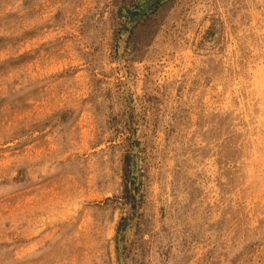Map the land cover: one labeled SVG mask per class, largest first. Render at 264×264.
I'll return each instance as SVG.
<instances>
[{
  "label": "rangeland",
  "instance_id": "obj_1",
  "mask_svg": "<svg viewBox=\"0 0 264 264\" xmlns=\"http://www.w3.org/2000/svg\"><path fill=\"white\" fill-rule=\"evenodd\" d=\"M0 264H264V0H0Z\"/></svg>",
  "mask_w": 264,
  "mask_h": 264
},
{
  "label": "trees",
  "instance_id": "obj_2",
  "mask_svg": "<svg viewBox=\"0 0 264 264\" xmlns=\"http://www.w3.org/2000/svg\"><path fill=\"white\" fill-rule=\"evenodd\" d=\"M134 184V183H133Z\"/></svg>",
  "mask_w": 264,
  "mask_h": 264
}]
</instances>
